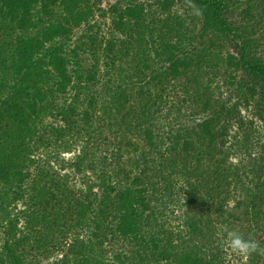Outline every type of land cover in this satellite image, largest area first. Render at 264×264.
<instances>
[{"label":"trees","instance_id":"1","mask_svg":"<svg viewBox=\"0 0 264 264\" xmlns=\"http://www.w3.org/2000/svg\"><path fill=\"white\" fill-rule=\"evenodd\" d=\"M101 4L0 0V264H230L229 231L264 247V0Z\"/></svg>","mask_w":264,"mask_h":264},{"label":"rangeland","instance_id":"2","mask_svg":"<svg viewBox=\"0 0 264 264\" xmlns=\"http://www.w3.org/2000/svg\"><path fill=\"white\" fill-rule=\"evenodd\" d=\"M113 1L114 0H102V4H101L102 9L107 8L109 2H113ZM175 10H177L179 14H182L183 13V10H182V8H181L180 5H177L175 7ZM96 19H98V21L101 20V23H100V25H101V29L100 30L101 31L100 32L98 31V33H97L99 39L106 40V39L110 38L111 37L110 36L111 35L110 33L112 31L111 30V26H110V19L108 17H103L101 15H98ZM81 33H82V29L81 28L75 29V34L76 35L73 38V41H75V39L77 37H79ZM80 54H81V64L82 65H90V64H92V62H93V56H92L91 51H89V50L88 51H84L83 50V51L80 52ZM71 67H74V66H71ZM100 71L101 72L96 71L97 72V75L99 77H101V79L103 81L106 80L107 75L104 74L105 68H104V66L102 64H100ZM69 92H71V90H69ZM66 96L68 98L69 97V94H67ZM242 114L245 117V119L248 120V119H250V116L252 115V112L250 110H247V109L243 108L242 109ZM59 123H62V122H59ZM233 131L236 132V129H234ZM252 131H253V134L255 136L261 135V133L264 132V122L261 121V120H259L257 117H255L254 118V122L252 124ZM235 132H234V134H235ZM64 157L66 159H70L72 157V153H65V156ZM168 215H169V217H168L169 218V222L173 226H175L178 223L177 212L172 213V212L169 211L168 212ZM228 253H229V255L227 256V259L229 260V263L230 264H240L241 261L244 259L243 256H238L236 254L231 253L230 249H228Z\"/></svg>","mask_w":264,"mask_h":264},{"label":"clouds","instance_id":"3","mask_svg":"<svg viewBox=\"0 0 264 264\" xmlns=\"http://www.w3.org/2000/svg\"><path fill=\"white\" fill-rule=\"evenodd\" d=\"M227 247L231 253L248 258L252 253L264 255V247H261L256 241L245 240L237 231L227 233Z\"/></svg>","mask_w":264,"mask_h":264}]
</instances>
